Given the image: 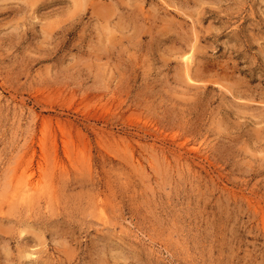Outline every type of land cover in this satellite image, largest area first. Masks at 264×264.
I'll return each instance as SVG.
<instances>
[{"label": "rangeland", "instance_id": "1", "mask_svg": "<svg viewBox=\"0 0 264 264\" xmlns=\"http://www.w3.org/2000/svg\"><path fill=\"white\" fill-rule=\"evenodd\" d=\"M0 264H264V0H0Z\"/></svg>", "mask_w": 264, "mask_h": 264}, {"label": "bare ground", "instance_id": "2", "mask_svg": "<svg viewBox=\"0 0 264 264\" xmlns=\"http://www.w3.org/2000/svg\"><path fill=\"white\" fill-rule=\"evenodd\" d=\"M190 56L191 55H189L188 53H185L183 55L182 61H184L185 64H187L189 62ZM25 184H26L28 190H33L36 188L37 185H39V180H37L36 182L28 180Z\"/></svg>", "mask_w": 264, "mask_h": 264}]
</instances>
